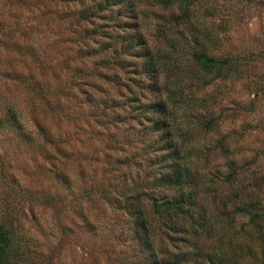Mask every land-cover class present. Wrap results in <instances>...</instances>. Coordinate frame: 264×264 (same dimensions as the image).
Returning <instances> with one entry per match:
<instances>
[{"label": "rangeland", "instance_id": "1", "mask_svg": "<svg viewBox=\"0 0 264 264\" xmlns=\"http://www.w3.org/2000/svg\"><path fill=\"white\" fill-rule=\"evenodd\" d=\"M93 1L0 0V117L13 106L22 124L0 126V220L16 226L25 264H143L147 250L119 204L143 192L180 197L178 190L155 184L166 168V151L158 146L168 139L154 130V114L144 108L163 97L153 79L160 87L168 74L189 97L175 108L181 131L172 132L177 142L188 133L199 155L189 152L199 168L195 202L212 204L209 213L216 204L264 209V0L192 5L217 31L212 54L236 58L244 70L240 78L204 85L196 84L201 73L188 39L200 21L167 30L183 41L178 50L164 35L179 5L166 9L144 0L134 6L137 17L130 10L116 21L111 9L82 19ZM138 32L146 47L165 54L166 67L155 64L147 72V58L138 55L143 46L125 50ZM210 117L217 122L208 128L201 122ZM41 128L52 133L54 144ZM232 162L240 170L228 179ZM49 195L52 204L46 203ZM248 219L243 215L236 225ZM154 221L161 226L163 218ZM161 228L163 253L178 264H264L259 249H248L249 236L235 228L226 240L221 233L210 236L199 253L191 232L176 227L162 234ZM221 241L227 242L225 253L218 249Z\"/></svg>", "mask_w": 264, "mask_h": 264}, {"label": "trees", "instance_id": "2", "mask_svg": "<svg viewBox=\"0 0 264 264\" xmlns=\"http://www.w3.org/2000/svg\"><path fill=\"white\" fill-rule=\"evenodd\" d=\"M197 1L198 0H152L150 5H162L166 9L179 5V14L174 15L170 26L163 30L165 32L164 35L170 40L175 49L177 45L179 46V43L183 41H181L179 37L170 38L171 36H169L167 30L172 29V27L176 25L189 23V21L193 19L195 21H200L194 27L195 30L192 31L193 34L188 38L192 40L194 45V51L190 55L193 57L194 63L197 68L200 69L201 73L196 84L204 85L206 82L208 83L217 78L234 79V77H242L244 70L242 71L239 69L241 64L238 59L228 56L218 57L212 54L211 46H213L217 40L215 37L217 31L212 27H208L206 21H203L196 11H192V5L194 6ZM93 2V8H87L82 19L91 20L93 17H101V13L111 9L118 13L116 21L125 17L123 12L130 10V12L133 13L132 16L137 17L139 11H137L138 9L134 8V6L140 5L144 0H94ZM33 5L36 6L38 3L35 2ZM88 12L90 14H88ZM146 14L147 12H145V15ZM125 26H127V24H124L123 27ZM138 34L139 32L134 34L131 43L126 42L123 46L126 47L125 50L135 51L139 46L135 48L132 44L142 45L143 52H140L142 54L138 55H143L147 58L145 61L147 72L154 70L156 65V69L159 70L162 66L166 67L165 59L163 58L166 57L163 56L165 54L161 55V51H155L150 47H146V44L143 42L144 40ZM167 56H169V59L171 58L170 54ZM175 68H178V64H176ZM169 70L171 69L169 68ZM180 71H183L181 67H179V72ZM170 77L171 75L168 74L167 80L162 83L160 87H155L157 80L153 79L154 86L152 87L154 91L158 93V95H163V97H157V99L151 100L144 108L145 111L149 109L151 113L154 114L152 124L154 130H162L166 133L165 138L168 139L167 144L164 143L158 146L159 150L166 151V154L161 159L163 163L166 164V168L162 170L160 176L155 179V184L178 190L180 192V197L175 199H160L157 198L155 194L143 192L144 194H136L137 196L135 197L129 195L126 198L128 201L126 204H119L120 207L126 210L125 212L127 214L133 217L135 233L143 249L147 250V257L143 261V264L181 263V260L173 261L171 255L165 254L167 252L163 253L165 247L159 243L158 232L161 227L163 231L162 234L167 232V230H175L176 227L180 230L191 232L192 237L189 238V241H191L190 244L193 245V250H196L197 253L202 250L206 243L205 241L210 236L221 233L222 238L226 240L228 231L235 228L237 234L244 232L245 235L249 236L250 243L248 244V249L254 254H257L259 249L260 255L264 261V209L257 210L259 204H216V209L209 213L208 211L212 204L201 205L195 202L198 195L197 172L199 168L197 160L194 159L189 152L194 153L196 146L190 143L191 138L188 133L185 132L180 134L182 138L177 142L175 140V134L172 132L173 128H175L177 132L181 131V128L175 127L177 118H173V115L178 112V110L175 109L176 107L180 108L186 104L185 102L188 96L184 91L186 88H182V83L171 81ZM177 84L179 85L178 87H176ZM45 96H48V92H46ZM216 122L217 119L215 117H210L208 119H202L201 123L211 128ZM14 123H18V127L22 129L20 111L16 107L9 106L6 115L0 117V126L9 128L11 126L13 127ZM16 130L19 129L16 128ZM40 133L43 134L46 141H51L53 143L52 133L49 131L45 132L44 128L40 129ZM195 156L196 158L199 157L197 154H195ZM231 168L232 171L228 174V179L233 177V175L240 170L235 166L234 162H232ZM142 195H145L147 200L151 203V209L147 208L148 206L146 204H143L144 200H142ZM47 199L46 203L52 204L54 203L55 197L49 195ZM243 215L249 218L248 221L242 222L240 226L236 225ZM155 217L163 218L161 226L157 225V227L155 225ZM164 223L167 225L164 226ZM222 233L224 235H222ZM20 242L21 239L14 223L8 220H0V264H25L20 258ZM218 249L225 253L227 242L221 241L220 248Z\"/></svg>", "mask_w": 264, "mask_h": 264}]
</instances>
